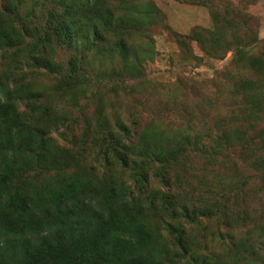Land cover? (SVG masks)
<instances>
[{
    "label": "rangeland",
    "instance_id": "1",
    "mask_svg": "<svg viewBox=\"0 0 264 264\" xmlns=\"http://www.w3.org/2000/svg\"><path fill=\"white\" fill-rule=\"evenodd\" d=\"M54 3L0 0V103L10 118L14 110L15 122L40 128L37 139L47 142V157L34 149L16 166L0 192V210L11 203L22 211L15 218L24 222L25 235L39 233L27 217L33 212L43 221L35 211L41 197L80 176L98 189L117 190L119 213L128 205L136 213L142 203L152 229L150 255L173 264L176 251L163 225L169 211L157 197L148 209L156 192L171 191L174 203L191 198L204 208L189 226L191 248L201 259L224 260L231 248L216 238L229 228L202 217L218 207L224 188L232 216L240 205L252 215L230 232L235 239L250 230L253 236L251 224L264 214V80L255 60L264 53V0H93L80 18L90 25L95 20V32L87 25L79 31L94 41L91 51L58 39L65 13ZM69 74L68 82L57 79ZM237 132L246 135L248 148L240 143L224 150L222 140H239ZM189 140L191 148L213 140L216 164L192 150L182 157ZM112 150L127 168L116 164ZM167 159L176 161L164 171ZM140 169L147 175L143 192L133 177ZM169 223L179 227L181 220Z\"/></svg>",
    "mask_w": 264,
    "mask_h": 264
},
{
    "label": "trees",
    "instance_id": "2",
    "mask_svg": "<svg viewBox=\"0 0 264 264\" xmlns=\"http://www.w3.org/2000/svg\"><path fill=\"white\" fill-rule=\"evenodd\" d=\"M54 5L55 9L61 8L65 13V20L59 24L63 32L57 34L58 39L69 48L77 46L82 50L84 43L90 51L93 50L94 41L89 43V39L86 40V34L79 32L84 25H87L88 30L95 32L93 26L95 20L90 25L82 22L80 18L82 10L93 7V0H55ZM91 14L98 16L93 9ZM98 17L100 18L98 20L105 21ZM92 34L95 35V33ZM255 60L258 65L257 71L261 72L259 75L264 80V53ZM49 70L51 73H58V71L54 72L53 68ZM73 77L69 74L66 78L57 79L63 83ZM9 114L8 108L4 109V103H0V192L7 188L8 183L15 176L16 166L26 161V156L34 149L47 157L45 150L47 142L42 136L37 139L41 132L40 128L15 122L14 110L11 118ZM245 137V134L237 132L236 138L239 140L224 138L222 140L224 150L236 147L240 143H244L248 148V140H245ZM189 143L188 146H182V157L192 150L203 157L208 165L216 164L218 156L213 151V140H207V143L197 140L193 148H191L190 140ZM112 154L120 168H127L125 158L119 156L115 150H112ZM174 161L176 160H164V171L168 168L167 164ZM232 162V160L224 161V167ZM160 175V179L165 180L164 172ZM133 177L140 184L139 192H143L147 187L146 173L143 169L134 170ZM63 183L62 189L49 191L47 198L41 197L42 203L37 204L39 208L35 211L42 214V222L32 218L33 212L27 217L28 221H31V227H38L39 233L25 235L24 222L15 218L22 211L16 210L11 203L7 212L0 210V264H162L158 261L159 256L154 259L150 255L152 251L149 248L153 241L152 229L146 222L148 212L141 207L142 203L136 205V213H133L132 205H128L126 211L119 213L115 207L117 190L98 189L84 182L82 177L73 175ZM52 187L57 188L59 184L56 183ZM203 187L206 188V184H203ZM207 189H210L209 184ZM243 191L244 189L240 188L234 192L238 196ZM169 192L171 191L156 192L151 196L148 209L153 210L154 199L157 197L162 201V210L169 211V221H163V225L176 251L175 257L178 262L170 257L173 264H264V251H261L264 250V214H260L255 224H251L252 228L254 227L253 236L250 230L245 239H235L230 232L234 227H242L250 222L252 215L247 211V205H240L237 206L239 214L232 216V208L227 209L229 196L224 188L223 200L219 202L218 207L213 212L207 211L204 215L202 214V217L207 219L216 218L221 222L220 225L229 228L224 233H219L216 239L221 247L231 248V254L225 256L224 260L212 263L200 258L198 254H203L198 251V248H191L192 241L188 236L189 226L199 221L196 214L202 212L204 208H196L194 206L196 201L191 198H188L186 202L174 203L170 199ZM130 202L133 203V200ZM176 217L181 220L179 227L169 223ZM228 218H232L234 222ZM239 244L241 246L237 249Z\"/></svg>",
    "mask_w": 264,
    "mask_h": 264
}]
</instances>
